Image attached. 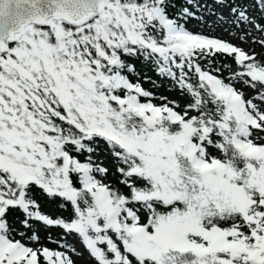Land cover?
I'll use <instances>...</instances> for the list:
<instances>
[{
    "label": "snow or ice",
    "instance_id": "obj_1",
    "mask_svg": "<svg viewBox=\"0 0 264 264\" xmlns=\"http://www.w3.org/2000/svg\"><path fill=\"white\" fill-rule=\"evenodd\" d=\"M0 264H264V0H0Z\"/></svg>",
    "mask_w": 264,
    "mask_h": 264
},
{
    "label": "trees",
    "instance_id": "obj_2",
    "mask_svg": "<svg viewBox=\"0 0 264 264\" xmlns=\"http://www.w3.org/2000/svg\"><path fill=\"white\" fill-rule=\"evenodd\" d=\"M149 75H151V73H149ZM144 87H145V88H149V87H151V85L146 83V84H144ZM159 93H160L161 95H171V93L166 92L165 89H163V88H160V89H159Z\"/></svg>",
    "mask_w": 264,
    "mask_h": 264
}]
</instances>
